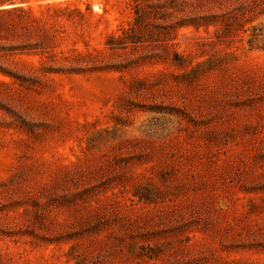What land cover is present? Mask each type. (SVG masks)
<instances>
[{
    "label": "rangeland",
    "instance_id": "1",
    "mask_svg": "<svg viewBox=\"0 0 264 264\" xmlns=\"http://www.w3.org/2000/svg\"><path fill=\"white\" fill-rule=\"evenodd\" d=\"M29 1L56 10L0 52V264H264V0Z\"/></svg>",
    "mask_w": 264,
    "mask_h": 264
},
{
    "label": "trees",
    "instance_id": "2",
    "mask_svg": "<svg viewBox=\"0 0 264 264\" xmlns=\"http://www.w3.org/2000/svg\"><path fill=\"white\" fill-rule=\"evenodd\" d=\"M173 1L175 0H164L163 2L139 0L134 8L136 15L134 24L141 27L140 21L144 15L152 11L153 8L154 12L158 11L162 5ZM7 4L10 5L5 6ZM52 10H56L55 4L47 3L46 10H36L29 0H0V52L19 49L22 45L13 43L18 31L29 32L31 21L41 19L45 12H51ZM118 43L122 44V41Z\"/></svg>",
    "mask_w": 264,
    "mask_h": 264
},
{
    "label": "water",
    "instance_id": "3",
    "mask_svg": "<svg viewBox=\"0 0 264 264\" xmlns=\"http://www.w3.org/2000/svg\"><path fill=\"white\" fill-rule=\"evenodd\" d=\"M8 5H10V4H7V5H5V6H8Z\"/></svg>",
    "mask_w": 264,
    "mask_h": 264
}]
</instances>
